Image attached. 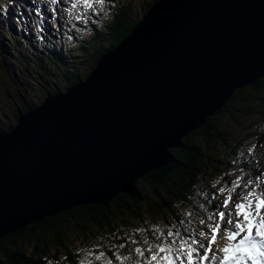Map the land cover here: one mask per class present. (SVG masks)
<instances>
[{
	"label": "water",
	"instance_id": "95a60500",
	"mask_svg": "<svg viewBox=\"0 0 264 264\" xmlns=\"http://www.w3.org/2000/svg\"><path fill=\"white\" fill-rule=\"evenodd\" d=\"M264 75V0H157L84 80L0 131V238L133 194Z\"/></svg>",
	"mask_w": 264,
	"mask_h": 264
},
{
	"label": "trees",
	"instance_id": "16d2710c",
	"mask_svg": "<svg viewBox=\"0 0 264 264\" xmlns=\"http://www.w3.org/2000/svg\"><path fill=\"white\" fill-rule=\"evenodd\" d=\"M103 5L109 9L104 17L101 9L89 10L99 16L97 22L90 21L91 36L86 46L77 35L68 38L72 44L58 41L54 22H45L36 6L30 5L29 11L17 8L13 15L17 32L13 33L14 24L8 30L21 48L0 44L4 77L9 76L11 83L19 82L24 88L31 86L32 77L39 83L44 98L84 80L103 54L121 43L141 19L135 18L121 0H105ZM1 12L2 9L0 19H5ZM2 26L0 22V30ZM27 27L35 36L25 35ZM71 46H76L79 57H71L72 63L67 64L64 56L73 51L67 48ZM16 53L21 57L17 59ZM7 58L12 60V69L6 63ZM20 60L27 64L35 61L38 77L30 67L22 70ZM79 64L85 65V71ZM60 79L66 83L65 87L57 84ZM16 92L19 97L17 89ZM37 105L21 102L13 117L7 118L8 127L0 126V130H11L20 113ZM181 142V147L169 150L164 167L149 171L136 182L133 194L120 193L105 204L74 206L2 236L0 264H80L84 260L77 245L91 247L95 264H107L109 260L112 264H135L138 257L130 250L144 247L145 240L155 243L158 234L155 222L164 224L169 219L181 232H192L200 219L213 223L208 217L217 212L213 207L216 196L223 197L219 192L209 191L207 180L220 176L222 187L230 188V182L238 177L246 181L262 174L258 166L264 165V75L253 84L237 89L223 108ZM245 192L238 189L236 195ZM121 244L125 247H119ZM101 252L105 256L96 259ZM116 256L125 259L116 260Z\"/></svg>",
	"mask_w": 264,
	"mask_h": 264
},
{
	"label": "snow or ice",
	"instance_id": "6c2138e0",
	"mask_svg": "<svg viewBox=\"0 0 264 264\" xmlns=\"http://www.w3.org/2000/svg\"><path fill=\"white\" fill-rule=\"evenodd\" d=\"M56 2L51 0L53 4ZM83 3L89 8L93 6V0H83ZM94 3L103 5L105 0H94ZM230 184V188L217 189L223 197L220 205L223 210L208 217L213 223L200 219L202 230L198 233L181 232L171 226L157 229L155 243L145 240L144 247L130 250L138 257L135 264H264V189L258 178L242 181L238 177ZM253 184L256 187L253 188ZM238 189L247 192L236 200ZM221 239L225 241L222 245ZM104 256L101 252L96 259ZM115 259L125 258L116 256Z\"/></svg>",
	"mask_w": 264,
	"mask_h": 264
},
{
	"label": "rangeland",
	"instance_id": "374dc122",
	"mask_svg": "<svg viewBox=\"0 0 264 264\" xmlns=\"http://www.w3.org/2000/svg\"><path fill=\"white\" fill-rule=\"evenodd\" d=\"M122 2H125L127 4V6L129 7L130 11L132 12L133 16L137 19L142 18V16H144V14L150 9V7L157 1V0H121ZM5 5H8L6 1H2V4H0V9L3 10L4 13H6L8 16V18L6 20H3L1 22L2 25H4V28L2 26V30H0L1 36L3 40H0V44H4V43H8L5 46H12L14 48L20 49L21 45H19L16 42V39L14 37V34L8 33L7 28L10 27L9 23L11 22L12 16L13 14V10H16L17 8L20 10L19 8V4L16 3L15 1H11V5H8L7 7H5ZM96 5V3H94L93 0V6L91 8H93ZM97 6H103L100 4H97ZM54 8V4L51 3L49 1V5H48V9H52ZM84 8L87 10L89 7L84 6ZM106 9L107 8H103L101 10V17L106 16ZM109 11V9H107ZM10 12V13H9ZM68 14V13H67ZM70 14V13H69ZM78 16L80 14V12L77 13ZM31 17H33V14H30ZM62 17L65 18V15H63ZM53 20L56 21L54 28L55 30L59 29V26L57 25V22H61V21H57L56 20V15L52 18ZM77 23L80 24L81 19H78L76 21ZM67 28V29H65ZM71 26H68L67 24L64 23V31L65 32H69ZM27 31L25 33V35H29V36H35L33 35V33L30 31L31 28H25ZM17 32V29H13V33ZM58 32V31H57ZM80 33V31H76V29L73 30V33ZM90 32V28L89 26H87L86 28L83 29V31L77 35L78 38L80 39V42H85L84 46L87 45V42H89V38L91 36ZM55 38L58 39V36H55ZM60 39V38H59ZM61 39H67V37H63ZM76 39H73V41ZM70 48L73 49V51H69L67 57L64 59V62H66L67 64H71L72 63V58L71 57H79V53L76 49V46H71ZM17 54V59L20 58L19 57V53ZM72 60V61H71ZM21 62H19V66L21 67L22 70H24L26 67H30L32 70H34L35 72V76H37V71L35 68V61H32L31 64H27L26 62H24L23 60H20ZM12 62L11 59L7 58L6 59V63L9 66L10 69V63ZM27 64V65H26ZM3 65H1V61H0V126L2 128H6L8 127V121L7 118L9 116L13 117L14 111L16 109V106L19 105L21 102H25L28 103L30 105H35V104H40V102L43 100V94L41 92L39 83H37L36 81L29 79V81L31 82V86L28 88H24L21 86V84H19V82H17V84H13L11 83V79H9L8 77H4V74H6L3 70ZM7 67V66H6ZM50 67V66H49ZM79 68L83 71H85V65L81 66L79 64ZM17 75V74H16ZM60 75V74H59ZM22 80H24V76L22 77ZM25 81H27L25 79ZM57 82V80H56ZM59 82V83H58ZM57 84H59L61 87H65L66 83L64 82L63 79H60V81H58ZM16 89L19 93V97L16 96ZM32 107V106H31ZM264 169V167H263ZM253 177H250L249 179H252ZM258 183L260 184L261 188L264 189V173L262 175L261 179H258ZM256 186V185H255ZM206 187L209 189V191L213 192V193H218L217 189L219 187H222L221 184V180H220V176H214L213 179H208L207 183H206ZM146 191V190H145ZM220 194V193H218ZM246 195V194H243ZM220 196V195H218ZM242 196V195H240ZM240 196H236L235 198H240ZM156 221L160 220L159 218L154 219ZM157 223V225H155V228L157 229H162L164 226H171L174 227L173 223H171V221L169 219L164 221V224H161L160 222H155ZM199 230H202V226L199 225V228L196 229L194 231V233H198ZM157 233H154V235H156ZM88 245H90L89 243H87ZM77 247H80L81 249V255H82V259L84 260V264H95V259L93 258L92 253L90 252L91 247L90 246H81V245H77ZM51 254V252H50Z\"/></svg>",
	"mask_w": 264,
	"mask_h": 264
},
{
	"label": "bare ground",
	"instance_id": "6f19581e",
	"mask_svg": "<svg viewBox=\"0 0 264 264\" xmlns=\"http://www.w3.org/2000/svg\"><path fill=\"white\" fill-rule=\"evenodd\" d=\"M263 167H264V165L261 166V164L258 166L259 170H260V171L262 170V172H261L262 174H261V175L258 174V175H256V176H254L251 180H257V178H258V179H261V178H262L263 171H264ZM260 171H259V172H260ZM249 178H250V177H249ZM249 178H248L247 180H249ZM252 186H253V187H256L255 184H253ZM237 195H239V194H237Z\"/></svg>",
	"mask_w": 264,
	"mask_h": 264
},
{
	"label": "clouds",
	"instance_id": "9594fccd",
	"mask_svg": "<svg viewBox=\"0 0 264 264\" xmlns=\"http://www.w3.org/2000/svg\"><path fill=\"white\" fill-rule=\"evenodd\" d=\"M12 1H17V0H12ZM16 3H18L20 6H19V8L20 9H23V7H25L26 5H27V2L25 1V0H20L19 2H16ZM6 13H4V15H5ZM1 22V21H0ZM4 26V25H3ZM9 29V27L7 28V30ZM9 31V30H8ZM65 58V57H64ZM0 131H5V130H0ZM263 173H264V171H263ZM240 195V194H239ZM214 221V220H213Z\"/></svg>",
	"mask_w": 264,
	"mask_h": 264
}]
</instances>
